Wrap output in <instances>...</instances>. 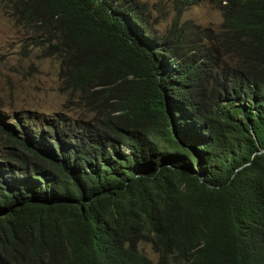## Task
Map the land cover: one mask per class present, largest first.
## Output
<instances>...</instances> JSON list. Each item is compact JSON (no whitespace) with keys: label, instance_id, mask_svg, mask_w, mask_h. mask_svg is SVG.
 <instances>
[{"label":"trees","instance_id":"trees-1","mask_svg":"<svg viewBox=\"0 0 264 264\" xmlns=\"http://www.w3.org/2000/svg\"><path fill=\"white\" fill-rule=\"evenodd\" d=\"M169 1L0 0L93 112L0 125V264H264V0Z\"/></svg>","mask_w":264,"mask_h":264},{"label":"rangeland","instance_id":"rangeland-1","mask_svg":"<svg viewBox=\"0 0 264 264\" xmlns=\"http://www.w3.org/2000/svg\"><path fill=\"white\" fill-rule=\"evenodd\" d=\"M148 4L155 21L154 28L162 33L174 15L169 0H139ZM191 20L202 27L218 31L222 16L212 0H199L190 5L181 21ZM31 31L19 25L8 8L0 2V113L8 128L15 121L44 129L46 121L60 120L69 131L79 132L82 122L92 119L80 96L67 90L60 77V63L54 57H43L37 47L31 46ZM0 133V160L15 151ZM144 252L155 262L156 253L143 245Z\"/></svg>","mask_w":264,"mask_h":264}]
</instances>
